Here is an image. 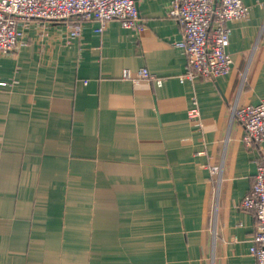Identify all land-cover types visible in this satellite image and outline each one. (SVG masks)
<instances>
[{
  "label": "crops",
  "instance_id": "0c3cea01",
  "mask_svg": "<svg viewBox=\"0 0 264 264\" xmlns=\"http://www.w3.org/2000/svg\"><path fill=\"white\" fill-rule=\"evenodd\" d=\"M170 1L138 2L140 33L87 22L71 44L33 22L0 56V264H256L239 203L264 142L232 109L264 102V0L228 23L229 72L192 81ZM140 67L162 84L121 78Z\"/></svg>",
  "mask_w": 264,
  "mask_h": 264
},
{
  "label": "built area",
  "instance_id": "2783aa9c",
  "mask_svg": "<svg viewBox=\"0 0 264 264\" xmlns=\"http://www.w3.org/2000/svg\"><path fill=\"white\" fill-rule=\"evenodd\" d=\"M140 0H0V56L24 45L26 29L33 22L44 27L40 37H47L49 24L63 26L64 43L71 44L80 37L84 23L96 24L94 31L101 34L110 21H117L123 29L140 33L144 22L138 12ZM250 8L242 0H171L166 16L176 20L181 29V40L173 45L184 52L186 68L180 81L216 79L229 72L232 59L227 47L232 21L248 19ZM124 80L146 82L156 86L162 79L145 67L132 73L124 69ZM15 83V82H14ZM12 83V85H14ZM1 86L7 85L0 82ZM188 121L201 127L200 113L195 100L187 111ZM232 116L242 127V143L248 149L264 142V102L232 109ZM240 209L254 215L249 253L256 264H264V160L256 171L248 192L239 203Z\"/></svg>",
  "mask_w": 264,
  "mask_h": 264
}]
</instances>
